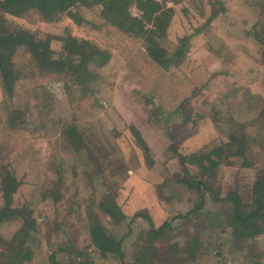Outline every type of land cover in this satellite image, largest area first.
Listing matches in <instances>:
<instances>
[{"label": "rangeland", "instance_id": "rangeland-1", "mask_svg": "<svg viewBox=\"0 0 264 264\" xmlns=\"http://www.w3.org/2000/svg\"><path fill=\"white\" fill-rule=\"evenodd\" d=\"M166 7L172 8L174 15L161 47L173 57L181 40L190 39L183 57L174 59L168 70L150 58L141 38L107 24L100 6L81 10V27L67 18L46 23L35 15L8 17L14 25L40 38L59 37L66 27H72L74 34L112 54L110 63L98 71L95 95L87 99L80 92L69 94L56 75L23 80L9 96L0 77V144L6 149L7 166L22 183L15 206L30 205L42 231L39 257L30 264H54L47 258L53 251H57L55 261L62 262L65 254L59 251L60 243L69 251H77L68 253L71 264H77L78 253L84 254V260L90 257L93 264H121L120 257L104 259L90 247L91 217L98 218L118 238L133 229L134 236L124 245L126 264L136 263L133 241L140 232L149 231V222L158 228L170 220L173 230L154 246L159 254L157 264H264V235L246 243L232 240L231 230L224 229L228 213H223L220 205L214 208L213 229V221L200 214L185 219L198 203L197 191L174 182L164 185L177 165V156L167 152L170 145L188 155L224 144L231 130L240 129L256 142L245 159L232 157L219 168L212 187L220 197L237 191L245 203L251 202L256 179L264 174V58L263 47L254 36L264 28V0H170ZM221 9L224 12L206 24L212 13ZM130 12L134 17L142 16L135 6ZM200 28L202 32L198 33ZM53 47L60 50L58 38ZM15 61L18 70H27L24 49L18 51ZM35 93H40L39 98H50L48 115H40L41 99L34 101ZM126 97L139 106L145 104L155 142L151 150L153 166L131 133L137 109ZM184 101L188 103L181 109ZM14 110L23 113L14 118L16 130L9 124ZM185 115H190V123L184 122ZM66 124L75 125L90 142L71 144L70 137L63 133ZM87 149L92 151V158ZM105 156L112 165L103 166L106 173L97 175L102 163H109ZM89 157L103 161L97 165L99 162ZM106 179L117 186L112 188L127 216L120 224L113 223L98 208L107 191ZM55 184L57 187H50ZM52 188L59 190V202L48 196ZM208 200L210 208V194ZM18 228L11 222L1 233L10 237ZM192 237L205 242L200 257L188 260L182 253L175 254L185 249Z\"/></svg>", "mask_w": 264, "mask_h": 264}, {"label": "trees", "instance_id": "trees-1", "mask_svg": "<svg viewBox=\"0 0 264 264\" xmlns=\"http://www.w3.org/2000/svg\"><path fill=\"white\" fill-rule=\"evenodd\" d=\"M170 0H2L0 1V77L3 83V89L9 96H13L16 86L23 80H29L37 76H60L66 86L69 94L73 91L80 92L84 99L92 97L96 93V86L100 81L99 70L108 65L112 59L110 51L99 47L94 42L84 39L74 34L72 27H66L63 33L57 37L47 35L40 38L32 31L14 25L8 17L27 18L35 15L43 22L58 23L67 18L72 24L81 27L83 23L82 9L102 8V17L104 21L112 27L117 28L124 34L133 35L144 41L145 48L150 58L160 65L163 69L171 68L174 59L183 57L184 50L187 49L190 39L181 40V45L174 56H169L161 47L160 41L165 39L171 24L174 10L166 7ZM135 6L142 12L140 18L132 16L130 9ZM213 12L206 24H210L220 13ZM150 26L152 28H150ZM146 27H148L146 29ZM202 28L198 29V33ZM258 43L263 47L264 58V28L259 33L254 34ZM61 42L60 50L53 47L54 39ZM20 49H24L28 58L27 70H18L15 57ZM72 92V93H71ZM40 93L33 95V100H40V115H48L49 104L51 102L48 96L39 98ZM125 95V94H124ZM129 98V97H128ZM126 97V99H128ZM188 101V100H187ZM187 101L181 105L184 107ZM129 103L136 106L137 113L131 125V133L147 160L148 164L153 166L151 150L154 147V139L149 131L145 104L137 105L132 98ZM38 105V104H37ZM20 110L12 111L9 120L10 127L13 130L18 128L14 118L21 113ZM185 114H188L186 112ZM264 116V110L261 111ZM185 123H190V115H185ZM72 127V128H71ZM63 133L71 140V144H86L90 140L80 133L75 125L63 126ZM228 141L221 145H214L203 151H197L188 155L178 152V148L172 144L168 153L177 156V165L172 169L164 181V185L176 183L187 188L189 191L196 190L199 195L198 203L193 206L192 211L184 216L190 220L191 217L200 214L201 217H207L213 221L212 229L215 228L214 208L223 207V213H228V218L224 221V229L231 230L232 240L235 242H244L254 240L264 235V174L256 179L253 189L252 200L245 203L237 191H232L224 197H220L212 187V182L217 176V172L232 157L246 158L248 149L253 142H256L245 134L242 130H231L228 133ZM90 146V145H88ZM94 147V145H92ZM0 144V193L2 204L0 206V264H30L36 257L42 247L41 228L38 219L35 217L34 210L30 205L15 206L16 195L22 186L21 181L16 174L6 164L7 155ZM80 148V147H79ZM91 148V147H88ZM90 157L93 153L87 149ZM89 157V159H90ZM108 159L107 156L104 160ZM151 159V160H149ZM92 162H99L101 158L93 157ZM108 161V160H106ZM109 162V161H108ZM245 166L248 161H244ZM112 162L102 163L97 175H104L106 171L102 168H110ZM61 181V180H60ZM106 193L103 195L98 208L101 213L115 224H120L127 219L121 206L118 204L115 190L106 179L104 181ZM50 187H57L53 185ZM49 197H54V202H59V190L52 188L47 191ZM208 194L211 195L213 206L208 208ZM48 198V197H46ZM170 201V199H169ZM220 203V204H219ZM222 203V204H221ZM227 206V207H225ZM226 208V209H225ZM16 222L18 230L10 237L2 235L1 231L4 225ZM150 229L147 232H140L138 238L134 239V246L137 248V259L135 264H157L159 254L155 250L156 243L166 239L172 228V221H167L162 226L156 228L152 222H149ZM134 231L130 227L129 232L122 238L115 237L111 231L98 218L91 217L88 228V239L90 247H93L100 257L104 259L109 256H117L124 261L125 242L132 239ZM68 236V235H67ZM74 242L69 244L70 248ZM59 251L65 254L62 262H56V252H51L48 259L51 263L71 264L73 263L72 250L64 243H60ZM205 242L201 237H192L185 249H178V253L188 260H196L200 257L201 248ZM173 249V248H172ZM176 248H174V251ZM58 251V252H59ZM69 253V254H68ZM84 254L78 253L75 262L77 264H93L90 257L84 260ZM172 257V255H171ZM124 258V259H123ZM81 260V261H77ZM176 260V258L174 259ZM130 264V263H129ZM133 264V263H132Z\"/></svg>", "mask_w": 264, "mask_h": 264}, {"label": "crops", "instance_id": "crops-1", "mask_svg": "<svg viewBox=\"0 0 264 264\" xmlns=\"http://www.w3.org/2000/svg\"><path fill=\"white\" fill-rule=\"evenodd\" d=\"M0 1H2V0H0Z\"/></svg>", "mask_w": 264, "mask_h": 264}]
</instances>
